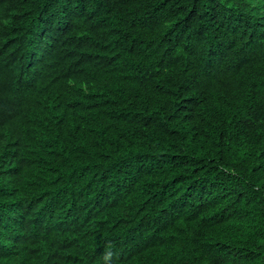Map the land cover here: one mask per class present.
<instances>
[{"label": "trees", "instance_id": "obj_1", "mask_svg": "<svg viewBox=\"0 0 264 264\" xmlns=\"http://www.w3.org/2000/svg\"><path fill=\"white\" fill-rule=\"evenodd\" d=\"M5 34L67 72L0 75V264H264V0H3Z\"/></svg>", "mask_w": 264, "mask_h": 264}, {"label": "clouds", "instance_id": "obj_2", "mask_svg": "<svg viewBox=\"0 0 264 264\" xmlns=\"http://www.w3.org/2000/svg\"><path fill=\"white\" fill-rule=\"evenodd\" d=\"M2 1L3 0H0V3H2ZM38 26V24H33L30 30L26 32V37L36 32ZM217 33L218 29L216 27H213V29L208 31L207 35L200 36L204 41H206L209 38L214 39ZM62 39L63 38H55L50 45L42 49H36L29 47L25 42H23L15 35H0V75L14 74L21 77L24 73L30 72L32 76H35L37 79L44 83H55L63 80L67 72V64L63 58V48L61 46L62 44H60V41ZM214 62H217L219 66V61L210 60L206 63L203 71L200 72V70H190V73H195V75L192 74V78H201L207 75L210 72L211 66ZM222 70L224 71L226 77L232 75V69L225 68ZM77 81L80 85L85 87L90 82V76L86 73L80 72L77 74ZM5 88L0 89V94H2ZM189 89L191 90V92L195 91L193 84H190ZM186 92L188 93V89L186 90ZM215 93L216 96L214 98L219 104V107L222 108L219 112H225L229 116V118H233L236 115L240 114L241 121L238 119L234 121V123H236L237 125H243L247 122L246 115L248 112V106L246 105V101H242L241 97L233 88H226L223 89V91L217 90L215 91ZM20 99H24V101L28 105L26 98ZM41 103L42 102L40 101L39 104ZM63 103L71 104L72 101L66 93L60 92V94H58V105L54 107L62 109ZM13 104L14 103L11 102L9 109L3 115H1L0 118H8L15 115L13 110L9 112ZM14 107H16L15 104L13 106V109ZM40 111L41 109H36L32 113V116L34 117L36 113H39ZM27 119L28 114H23L21 118H15L12 120V122L15 124V126H20L25 123ZM258 126L259 129H264L263 126L259 124ZM239 128L243 129L244 127L240 126ZM7 146L11 149L19 148L15 145ZM60 259H62V256L59 253L45 254V261H50L57 264Z\"/></svg>", "mask_w": 264, "mask_h": 264}, {"label": "rangeland", "instance_id": "obj_3", "mask_svg": "<svg viewBox=\"0 0 264 264\" xmlns=\"http://www.w3.org/2000/svg\"><path fill=\"white\" fill-rule=\"evenodd\" d=\"M148 75H149V73L146 74V76H148Z\"/></svg>", "mask_w": 264, "mask_h": 264}]
</instances>
